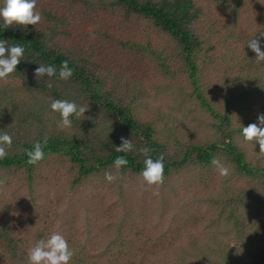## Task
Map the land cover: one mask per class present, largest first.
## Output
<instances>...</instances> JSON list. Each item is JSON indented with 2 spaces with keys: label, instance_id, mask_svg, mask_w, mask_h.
<instances>
[{
  "label": "trees",
  "instance_id": "trees-1",
  "mask_svg": "<svg viewBox=\"0 0 264 264\" xmlns=\"http://www.w3.org/2000/svg\"><path fill=\"white\" fill-rule=\"evenodd\" d=\"M2 6V4H0ZM37 25L3 28L25 49L0 80V264H29L54 232L69 264H264V153L241 129L264 113L259 0H37ZM73 69L59 78L61 62ZM39 63L56 75L36 78ZM51 83L52 87L47 85ZM53 99L87 108L61 128ZM47 138L45 156L26 149ZM131 152L117 153L122 139ZM149 148L164 183L140 175ZM128 164L120 178L114 160ZM227 166L218 174L212 159ZM158 192V195H153Z\"/></svg>",
  "mask_w": 264,
  "mask_h": 264
},
{
  "label": "clouds",
  "instance_id": "clouds-1",
  "mask_svg": "<svg viewBox=\"0 0 264 264\" xmlns=\"http://www.w3.org/2000/svg\"><path fill=\"white\" fill-rule=\"evenodd\" d=\"M264 4V0H259ZM0 19L3 20V28H9L12 25H20L24 29L28 25H37L40 23L42 16L37 10V0H0ZM264 36V32L261 33ZM247 46L256 54L257 62H264V51L261 50L260 38H251L247 42ZM25 49L21 45H7V41L0 40V80H6L10 74L16 71L17 65L23 59ZM34 75L36 78L52 77L56 75V68L52 65H44L39 63L35 69ZM73 75V69L68 66V61L61 62L59 70V78L61 80H68ZM49 88L52 84L47 85ZM50 109L53 112L59 113L61 128H70L72 126L73 115L80 119L84 116L87 108L78 106L75 101L53 99L50 103ZM241 136L245 142H258L260 153H264V113L258 114L257 122L250 123L243 126L241 129ZM122 139V143L115 147L117 153L131 152L134 148L131 140ZM47 138L41 142H36L32 149H26L27 164L36 165L44 159V147L47 145ZM12 136L7 132L0 133V160H3L7 155L6 147H11ZM144 156V168L140 175L142 183L151 187L154 185H162L164 183V157L161 154L157 159L153 160L149 155V148H141L139 150ZM128 164L125 156H117L114 160V167L116 173L106 171L104 178L108 183L115 182L120 178V169ZM212 164L216 167L218 174L222 177H227L230 170L227 166L222 164L217 158L212 159ZM4 183L0 180V185ZM154 192L153 195H158ZM29 264H69L74 253L69 248L65 237L59 232H54L48 236L47 239L38 240L35 245L28 250Z\"/></svg>",
  "mask_w": 264,
  "mask_h": 264
}]
</instances>
